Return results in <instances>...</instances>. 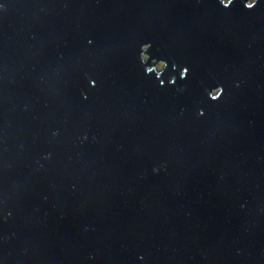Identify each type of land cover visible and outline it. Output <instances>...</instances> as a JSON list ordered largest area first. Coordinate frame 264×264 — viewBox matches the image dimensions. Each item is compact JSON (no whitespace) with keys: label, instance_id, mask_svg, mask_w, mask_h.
Masks as SVG:
<instances>
[{"label":"water","instance_id":"obj_1","mask_svg":"<svg viewBox=\"0 0 264 264\" xmlns=\"http://www.w3.org/2000/svg\"><path fill=\"white\" fill-rule=\"evenodd\" d=\"M247 2L0 0V264H264Z\"/></svg>","mask_w":264,"mask_h":264},{"label":"clouds","instance_id":"obj_2","mask_svg":"<svg viewBox=\"0 0 264 264\" xmlns=\"http://www.w3.org/2000/svg\"><path fill=\"white\" fill-rule=\"evenodd\" d=\"M219 2H220V4L222 5V7H224V8H229L233 3H234V0H219ZM255 4H256V0H248V2L247 3H245V8H247V9H252L254 6H255ZM144 59L145 60H148V59H150L148 56H145L144 57ZM160 69H163V68H165L166 67V65L164 64V63H161V64H159V66H158ZM147 71L148 72H151V71H153V69L150 67V68H148L147 69ZM187 73H188V68H184L183 69V72H182V76H181V78H184V76H186L187 75ZM222 94V90H220V89H218V90H216L215 92H214V94L212 95V99L213 100H216V99H218L219 98V96Z\"/></svg>","mask_w":264,"mask_h":264},{"label":"rangeland","instance_id":"obj_3","mask_svg":"<svg viewBox=\"0 0 264 264\" xmlns=\"http://www.w3.org/2000/svg\"><path fill=\"white\" fill-rule=\"evenodd\" d=\"M143 47H145V45H144V46H142V48H143ZM159 64H161V61H160V62L158 61V62H157V63H156L154 66H151V65L149 64V65L147 66V68H150V67H151V68H153V67H154V68H157V69H159V67H158V66H159ZM214 92H215V90H214Z\"/></svg>","mask_w":264,"mask_h":264},{"label":"trees","instance_id":"obj_4","mask_svg":"<svg viewBox=\"0 0 264 264\" xmlns=\"http://www.w3.org/2000/svg\"><path fill=\"white\" fill-rule=\"evenodd\" d=\"M143 57H144V55H143ZM161 63H163V62H161Z\"/></svg>","mask_w":264,"mask_h":264},{"label":"flooded vegetation","instance_id":"obj_5","mask_svg":"<svg viewBox=\"0 0 264 264\" xmlns=\"http://www.w3.org/2000/svg\"><path fill=\"white\" fill-rule=\"evenodd\" d=\"M160 69V68H159Z\"/></svg>","mask_w":264,"mask_h":264}]
</instances>
